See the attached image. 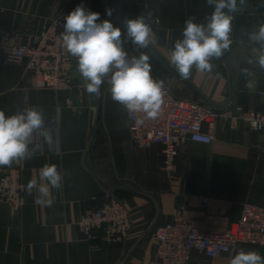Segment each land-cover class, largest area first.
<instances>
[{
	"label": "crops",
	"instance_id": "1",
	"mask_svg": "<svg viewBox=\"0 0 264 264\" xmlns=\"http://www.w3.org/2000/svg\"><path fill=\"white\" fill-rule=\"evenodd\" d=\"M252 1V11L232 13L233 43L211 61L212 73L193 69L189 84L155 50L170 63L184 21L205 22L213 11L207 0H0V42L4 34L20 32V41L33 46L51 18H64L81 3L122 31L125 19L143 15L155 33L153 48L126 42L125 50L129 56L149 55L151 75L172 94L233 113L264 112V69L255 62L260 49L248 39L264 23V0ZM31 82L25 62H9L0 48V110L6 115L29 107L42 110L57 140L55 151H49L40 138L34 158L10 166L22 169L24 204L13 210L0 200V264H159L154 237L159 224L184 219L222 232L240 218L244 204L264 207V130H252L240 118H219L214 127L205 125L213 142L182 138L171 171L162 145L132 140L128 113L112 100L106 82L99 97L86 93L77 70L69 90L36 88ZM45 163L56 164L64 174L62 188L51 190L50 206L35 203V190L32 195L25 190L32 179L43 183L38 170ZM107 191L124 200L133 222L120 244L88 240L77 226L87 208L103 203ZM241 249L264 256L263 246L240 244L215 259L200 252L193 257L202 264H229Z\"/></svg>",
	"mask_w": 264,
	"mask_h": 264
},
{
	"label": "clouds",
	"instance_id": "2",
	"mask_svg": "<svg viewBox=\"0 0 264 264\" xmlns=\"http://www.w3.org/2000/svg\"><path fill=\"white\" fill-rule=\"evenodd\" d=\"M213 7L205 22H196L192 17L184 21L182 38L174 42L169 52L171 65L180 77L188 79L193 69L212 73L213 59L221 58L233 43L232 21L239 6L237 0H207ZM112 15L111 10H106ZM149 12L148 16L151 17ZM124 31L114 26L110 19L100 21V13L91 11L83 3L64 17L61 33L63 49L77 61V71L83 87L90 96L99 97L101 86L107 83V91L113 101L122 105L129 115H136V123L158 118L165 104L166 89L163 80L151 75L150 57L141 52L129 56L125 43L131 42L139 49L149 48L155 33L143 15L123 21ZM248 39L259 45L255 62L264 69V23L248 33ZM252 61H249L251 63ZM247 74V70H243ZM219 75V74H217ZM42 138L49 151H55L57 140L53 129L45 124L44 113L29 107L15 114L6 115L0 110V167L34 158ZM36 179L26 185L29 195L36 192L35 203L52 204L51 190H60L64 174L54 163H45ZM229 264H264V256L256 250L241 249Z\"/></svg>",
	"mask_w": 264,
	"mask_h": 264
},
{
	"label": "built area",
	"instance_id": "3",
	"mask_svg": "<svg viewBox=\"0 0 264 264\" xmlns=\"http://www.w3.org/2000/svg\"><path fill=\"white\" fill-rule=\"evenodd\" d=\"M64 18H51L38 36V42L27 45L20 41V32L3 35L0 48L9 62H25L27 76L36 88L57 91L72 88L77 61L62 47ZM161 115L155 120L137 124L136 115H129L132 140L140 146L160 144L164 147L165 167L175 168L178 146L188 136L196 142L211 143L214 136L205 125L214 127L219 118L243 119L250 129L264 130V112L254 110H218L205 103L180 98L167 87ZM19 166L0 167V200L13 210L24 204V184ZM82 236L106 245L123 243L129 236L133 222L124 200L115 192L107 191L103 203L87 208L77 222ZM159 264H202L193 257L200 252L217 258L240 244L264 247V207L244 204L240 218L222 232L198 228L188 220H173L159 224L154 230Z\"/></svg>",
	"mask_w": 264,
	"mask_h": 264
},
{
	"label": "water",
	"instance_id": "4",
	"mask_svg": "<svg viewBox=\"0 0 264 264\" xmlns=\"http://www.w3.org/2000/svg\"><path fill=\"white\" fill-rule=\"evenodd\" d=\"M238 6H239L238 10H244V9L246 10L247 9L248 11H252L253 7H254L252 0H238ZM151 48H153V47L151 46ZM155 52L171 68V70L173 72H175L180 77V75L176 72L175 68L157 50H155ZM230 62H232V56L230 58ZM180 78L189 84V82L186 79H184L182 77H180ZM193 89L196 90L195 88H193ZM231 99L232 98H230L228 100V102L226 104H224V106H227L230 103ZM212 105H216V104H212ZM98 127H99V123L96 124L95 132L97 131ZM178 200H181V199L178 198Z\"/></svg>",
	"mask_w": 264,
	"mask_h": 264
}]
</instances>
